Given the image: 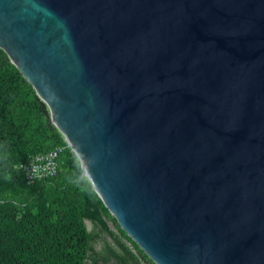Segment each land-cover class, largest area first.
I'll use <instances>...</instances> for the list:
<instances>
[{"label": "water", "instance_id": "1", "mask_svg": "<svg viewBox=\"0 0 264 264\" xmlns=\"http://www.w3.org/2000/svg\"><path fill=\"white\" fill-rule=\"evenodd\" d=\"M0 49L130 248L264 264V0H0Z\"/></svg>", "mask_w": 264, "mask_h": 264}, {"label": "trees", "instance_id": "2", "mask_svg": "<svg viewBox=\"0 0 264 264\" xmlns=\"http://www.w3.org/2000/svg\"><path fill=\"white\" fill-rule=\"evenodd\" d=\"M57 147L66 148L56 174L29 182L19 165ZM81 174L48 108L0 49V264H125L133 249L146 257Z\"/></svg>", "mask_w": 264, "mask_h": 264}, {"label": "built area", "instance_id": "3", "mask_svg": "<svg viewBox=\"0 0 264 264\" xmlns=\"http://www.w3.org/2000/svg\"><path fill=\"white\" fill-rule=\"evenodd\" d=\"M65 148L57 147L46 154L29 156L26 161L19 165V169L29 182L53 177L58 168V156Z\"/></svg>", "mask_w": 264, "mask_h": 264}, {"label": "flooded vegetation", "instance_id": "4", "mask_svg": "<svg viewBox=\"0 0 264 264\" xmlns=\"http://www.w3.org/2000/svg\"><path fill=\"white\" fill-rule=\"evenodd\" d=\"M112 243V242H111ZM96 250H100V245H97ZM134 257H130L125 264H150V261L146 259V257H143L142 255L138 254L136 255L134 252ZM116 262V261H115ZM118 264V263H117Z\"/></svg>", "mask_w": 264, "mask_h": 264}]
</instances>
